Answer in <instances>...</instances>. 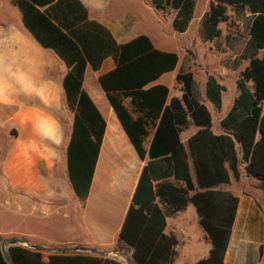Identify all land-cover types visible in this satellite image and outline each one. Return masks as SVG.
Wrapping results in <instances>:
<instances>
[{"label": "trees", "instance_id": "16d2710c", "mask_svg": "<svg viewBox=\"0 0 264 264\" xmlns=\"http://www.w3.org/2000/svg\"><path fill=\"white\" fill-rule=\"evenodd\" d=\"M197 1L151 0V4L155 10L173 12L172 29L184 33ZM14 2L35 42L52 50L66 69L61 88L72 119L64 157L75 197L80 201L87 197L106 125L84 89L85 69L97 71L111 57L115 67L99 76V85L138 157L148 159L118 240L132 250L134 264H171L177 240L164 234L166 216L191 205L211 245L207 257L193 264H224L238 199L215 188L229 182V172L239 179L240 162L264 181V0H215L200 20L201 39L213 41L220 36L218 26L226 20L227 7L247 11L251 17L243 54L248 66L236 80L239 93L220 121L225 131L221 135L211 131L210 113L190 72L180 69L176 74L180 97H170L166 85L154 84L176 69L175 53L157 49L145 35L117 42L108 29L90 19L79 0ZM224 91L214 76L207 77L205 97L217 110ZM189 126L197 131L183 143L180 134ZM149 129L154 132L146 151L143 139ZM18 243L7 241L5 251L12 264H123L97 254L56 252L44 258L40 248ZM0 264H9L1 246Z\"/></svg>", "mask_w": 264, "mask_h": 264}, {"label": "crops", "instance_id": "0c3cea01", "mask_svg": "<svg viewBox=\"0 0 264 264\" xmlns=\"http://www.w3.org/2000/svg\"><path fill=\"white\" fill-rule=\"evenodd\" d=\"M79 1L87 9L90 19L108 29L117 42H125L140 35L150 39L146 33L135 31L134 24L137 20L127 29L121 25L123 20H118V24L115 25L105 18L104 13L111 6L112 0ZM124 22L127 25L132 23L127 19ZM114 67L113 59L108 57L103 60L97 71H93L89 66L85 69L84 89L104 117L106 125L92 181L83 205L75 197L66 174L64 182L66 192L76 199V204H81L80 209L75 211L72 204H63V191L57 179L53 177L56 155L54 148L47 145L37 146L45 143L56 146L61 141L59 125L50 112L66 107L61 88L66 72L65 66L52 50L43 49L35 42L25 28L21 11L14 0H0V127L3 130L2 139L5 144L17 145L13 146L12 150L19 156L15 175L8 168L10 147L5 150L6 158L0 172V187H4L6 183L7 190L18 194L17 208H14L19 216H23V222L26 224L19 227L17 232L20 241H24L23 245L46 247L48 252H53L52 249L64 250L75 242L82 247H87L93 242L101 247H112L109 250L97 251L95 254L123 264H134L132 250L118 240V233L142 168L148 159L145 157L141 160L138 157L99 85V76L108 73ZM158 81L154 84L159 83ZM129 102V99H125L124 105L131 110ZM228 111H225L217 122L212 121V114L209 111L211 131L214 135L225 134L220 121ZM11 128L18 131L16 136L7 131ZM194 128L193 134L197 131V128ZM153 132L154 129H149L143 139L146 151ZM37 154H40V160H44V169L48 173L46 176L38 170ZM22 156L25 158L22 159ZM32 158L33 164L27 161ZM239 173V179L236 181L229 172V182L215 188L238 199L224 264H264V199L261 191L264 181L253 176L248 164L244 162L239 163ZM189 208L191 211L194 210V218L198 219L193 206L189 205ZM184 213L185 209L166 216L164 234L173 235L177 240L171 264H193L198 260L197 257H200L199 259L207 257L211 248L209 242H206L204 247H200L202 251L200 256H195L192 261L187 259V254L191 250L187 247L182 250L181 247L182 245L185 247V244L180 241V234L184 239L187 238L184 233ZM52 215L61 216L63 224L61 228L66 235H50L52 228L58 225L50 221ZM27 219L33 220L34 223H40L44 219L47 221L45 227L48 232H39L27 226ZM3 234L0 230V235ZM195 240L196 246L193 250L196 252L199 250L197 243L200 239Z\"/></svg>", "mask_w": 264, "mask_h": 264}, {"label": "rangeland", "instance_id": "374dc122", "mask_svg": "<svg viewBox=\"0 0 264 264\" xmlns=\"http://www.w3.org/2000/svg\"><path fill=\"white\" fill-rule=\"evenodd\" d=\"M214 2L215 0L197 1L195 15L191 20L188 29L184 33H177L172 29L171 22L174 15L173 12L168 10H155L151 4V0H112L111 6L104 14L105 18L115 25L118 24V20H123L121 25L127 29H129L134 21L137 20L135 22L136 24H134L136 32L142 31L143 33H146L157 49L175 53L178 57V65L176 69L163 75L158 82L168 87L170 97H180L181 86L177 84L175 80L176 74L180 69L190 72L198 84L202 102L212 114V121L217 122L220 119V116L231 108L233 100L238 96L239 92L236 87V80L240 77L242 71L248 66V60L244 58L243 54L249 39L248 29L251 17L247 11L227 7L226 20L221 22L218 26L220 36L213 41H204L199 35L200 20L203 14L209 10L210 5ZM125 19L132 23L130 25L125 24ZM210 75L214 76L225 88V91L221 96L222 107L220 110H217L205 97V83L207 77ZM50 114L55 118L59 125L58 132L61 133V141L56 146L51 143L40 144L37 146L47 145L54 148L56 155L54 158L55 165L53 167V177L57 179L60 189L63 191V204L69 205L70 203V205L72 204L73 209L78 211L83 201H81V204H76V199L67 194L64 185V182H66L64 152L71 128L72 114L66 107L59 109L58 111H51ZM25 130L27 131V129ZM7 131L14 136L18 134V131L15 128H11ZM194 131L195 128L193 126H189L185 129L180 134L182 142L185 143L187 138L193 135ZM2 136L3 130L0 127V172L6 158L5 150L10 147V161L8 162V168L11 173L16 175L19 156L15 153V150H12V148L17 145L11 143L5 144ZM39 155L40 154H37L38 170L42 175L46 176L48 173L44 169V160H40L41 156ZM24 158L25 157L22 156V159ZM27 161L30 163L32 162L33 164V158L28 159ZM5 186H7L6 183ZM5 186L0 187V230L4 233L3 235H0V246L5 241L4 248L7 249V241L10 239H17L19 245L24 244L20 241L17 232L19 227H23L26 224L23 222V216H19L15 209L17 208V192H13L9 189L7 190ZM11 209H14L15 211H11ZM189 209L188 205L185 208L184 213V233L187 235V238L184 239V236L180 234V241L185 244V247L182 245V250L186 247L191 250L187 254V259L192 261L195 256H200L202 254L200 247H204V243L208 241L204 232L198 225V219L194 218V210L191 211ZM168 215L170 216L171 214ZM181 220L182 218L180 217L179 222H181ZM50 221H54L55 224H58L55 228H52L53 231H50V235H66V232L61 228V225H63L61 216L52 215ZM174 221L176 223L178 222L177 219ZM46 223L47 221L44 219L41 220L40 223H34L33 220L27 219V226L32 227L39 232H48L47 227H45ZM201 235H204V237L202 238ZM195 239H200L199 243H197L199 250H196V252L193 250L195 248L194 246H196ZM23 246L28 247L26 245ZM67 247V249L57 251L52 249L53 252H48L46 247H41L40 249L44 258L51 253H60L61 251L66 254H95L97 251L100 252L112 249V247L98 246L93 242L87 247L77 245L76 242ZM197 258L199 259L200 257Z\"/></svg>", "mask_w": 264, "mask_h": 264}, {"label": "water", "instance_id": "95a60500", "mask_svg": "<svg viewBox=\"0 0 264 264\" xmlns=\"http://www.w3.org/2000/svg\"><path fill=\"white\" fill-rule=\"evenodd\" d=\"M261 191L263 193V199H264V186H261ZM4 243H5V241L1 244V249H2L3 255H4L5 259L8 261V263L12 264L11 261L9 260V258H8V255H7L6 251H5ZM32 248H35V247L32 246ZM53 250L57 251V250H60V249H53Z\"/></svg>", "mask_w": 264, "mask_h": 264}]
</instances>
